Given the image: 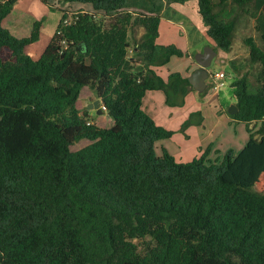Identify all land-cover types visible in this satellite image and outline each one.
<instances>
[{
    "label": "trees",
    "instance_id": "1",
    "mask_svg": "<svg viewBox=\"0 0 264 264\" xmlns=\"http://www.w3.org/2000/svg\"><path fill=\"white\" fill-rule=\"evenodd\" d=\"M17 1L0 0V264H264V33L262 46L247 40L255 82L235 72L231 82L247 142L220 162L209 148L180 162L156 152L174 131L142 107L149 91L182 106L192 88L154 69L184 55L156 42L159 8L132 20L128 0H55L92 11L62 25L64 11L61 34L34 58L26 47L41 22L27 36L6 26ZM246 1L197 0L214 50L229 52L236 30V16L220 13ZM133 24L144 34L131 43Z\"/></svg>",
    "mask_w": 264,
    "mask_h": 264
},
{
    "label": "rangeland",
    "instance_id": "2",
    "mask_svg": "<svg viewBox=\"0 0 264 264\" xmlns=\"http://www.w3.org/2000/svg\"><path fill=\"white\" fill-rule=\"evenodd\" d=\"M171 2L187 3L186 8H189L190 11L193 10L195 6V0H128V4L123 10L129 12L132 15V20H135L142 14L149 13L151 9L154 10V7H156V9L159 8V11H161L166 4L169 5V3ZM51 4L54 5V2H51ZM59 4H55L56 6L54 5L52 6V8L49 4L43 3L40 0H18L15 6L16 8L14 9V15L17 20L22 22H27L33 19L34 17H37V15H39V17H42V23L45 25V27L42 32L43 34L41 36L40 44L46 45L49 38V32L52 29V26L50 25V23H48V19L53 17L51 16L52 14L61 15L65 10L67 16L71 17L72 14H76V12L80 11L81 9H83V11L88 12L92 11V7L90 5L63 2ZM58 6H60V8H58ZM44 9L45 13L39 14ZM159 11H157V13H159ZM232 16H236L237 22L232 47L229 52H222L220 50H218L217 52L216 50V57L213 59L209 67L210 75L206 79V92H196L195 95V101L196 103H198L200 108H202L207 119V128L205 133H209L210 136L208 142H206L204 144L203 149L200 150V155L206 149L209 148L207 157L211 161L215 162H220L224 154L229 149H232L236 154L247 142L249 137V133L247 132L245 125H242V123H235V121L231 117L232 114L228 112V108L232 104H234L235 100L233 88L231 86V82L235 77L234 72L237 76H242L246 73L250 83L252 84L256 80V75L259 70V66L258 64H251L249 62V46L247 40L251 38L257 45L262 46L261 36L262 33H264V0H248L244 2L241 6L235 3H230L220 13V17L222 19H227ZM173 18L178 19L180 18V16L174 15ZM38 21L41 22V20ZM131 31L132 33L130 32V35L128 37L131 43H133L134 39H141L144 33V29L139 28V25L137 24H133ZM182 32L185 33V39H190V43L193 41V36L198 40L203 38L202 35L200 36L201 33H197L196 29H194V24L192 25V23H186ZM180 37L175 36L174 33L168 34L167 36L161 34V41H166V39H169L168 41H172L173 39L178 38V40L176 41L180 43ZM207 46L209 45L203 46V50ZM129 54H132L131 50H129ZM219 71H224L227 74L224 79L219 80L223 81V83H227V87L220 91H217L216 82L218 80L215 81L214 76ZM229 81L230 83H228ZM155 92H157L155 93L156 101L154 102L156 110L155 112H149V115H154L153 117H156L159 108L162 107H158L161 101L157 97L161 95L163 97L165 96L162 91ZM217 93L220 95L221 100L224 99L225 101L224 103L222 102L224 109H222L221 112L219 111V105L217 106V109L215 107L216 101L211 100L214 96L217 95ZM178 107L181 108L182 106ZM87 111L90 119H98L99 115L94 109L87 108ZM182 112L183 109H180L179 113L182 114ZM158 113L160 116L162 115L160 111ZM169 113H173L174 115V110H170ZM221 113H223L224 117ZM200 114L201 113L193 116L192 121L200 119ZM188 117L189 116H187L186 119H188ZM175 118L176 116L174 117V119L171 120L170 125L176 124L177 119ZM157 123H160L161 125L165 126L164 120L162 122L158 121ZM219 124H221L220 128H222L220 129V133L217 132V130L213 129L214 127H217L218 129ZM167 125L168 127H170L168 122ZM180 127L179 130L174 132L171 138L159 140L156 142V152L158 154H161L162 149L165 148L168 150L169 153H171L175 157L177 161L187 162L194 157H198V155H196L192 149L184 151L181 141H179L180 139H183L182 132H184L180 131ZM252 127H254L253 129H255V126ZM190 137L192 140H194L192 136Z\"/></svg>",
    "mask_w": 264,
    "mask_h": 264
},
{
    "label": "crops",
    "instance_id": "3",
    "mask_svg": "<svg viewBox=\"0 0 264 264\" xmlns=\"http://www.w3.org/2000/svg\"><path fill=\"white\" fill-rule=\"evenodd\" d=\"M49 2L50 3L55 2V0H49ZM77 4H79V3H77ZM85 5H88V4H85ZM194 5H195L194 9L190 11L189 8H186L187 3L171 2V3H169V5L166 4L164 6V8L159 12V15H160L159 34H158V37L156 39V42L160 45L173 44L177 48L182 50L184 53L183 56L173 55L170 58L169 62H167L163 66L154 67L156 72L161 77H163L164 79H166L171 72H175V71L180 72L184 77L188 78V76L190 74H192L199 67V65L197 64V62L195 60V55L202 52L203 46H205V45H209L212 48H214V46H215L213 41L206 34L207 26L204 24L200 14L198 13L197 0H195ZM60 6H58V8H60ZM15 8L16 7L14 6L12 12L6 18V26H8L16 36H27L31 31L33 22H35L36 20L37 21L41 20L42 26H41V34H40L39 40L26 47V51L28 53L32 54L34 58H37L41 54L43 49L46 47V45L49 43L52 36L54 35L55 30L57 29V26L61 20L62 14L61 15L52 14L51 16H53V17L48 19V23H50V25L52 26V29L49 32L48 42L46 43V45H42V44H40L41 43L40 40H41V36L43 34L42 33L43 29L45 27V25L42 23V17H39V15H37V17H34L33 19H31L27 22H22V21H19L16 19L15 15H14V9ZM44 13H45V9L42 10L39 14H44ZM174 15H178V16H180V18L174 19L173 18ZM45 21H46V19H45ZM186 23H192V25L194 24V29H196L197 33L200 32L201 33L200 36L202 35L203 38L198 40L193 36V41L191 43H190L189 38L185 39V37H184L185 33L182 32V30H184V25H186ZM173 33L177 37L181 36L180 37V43H178L176 41V40H178V38L177 39L175 38L172 41H168L169 39H166V41H161V34L167 36L168 34H173ZM216 50L218 52V49H216ZM219 72H221V71H219ZM222 72H224V71H222ZM224 74L226 77L227 74L225 72H224ZM206 89H207V85H206V88L204 90V93L206 92ZM196 92L197 91L193 87L190 88L189 92L186 94V96L184 98V104L182 105L181 108L178 106H169L165 101V98H166L165 96L164 97L162 95L158 96L157 98H159L161 101V103H160V105H158V107L162 106L161 108H159L158 112L160 111V113L163 116L162 115L160 116L158 112H157L156 117H153L154 115H150V116L154 119V121L158 125H161L160 123H157L158 121L162 122L164 120L165 126L164 125H161V126L167 128L169 130H173L175 132V131L179 130L180 125L186 120V117L189 116L190 113H193V112L194 113H196V112L201 113L200 119L193 120V124L188 126L184 130V132H182L183 133L182 134L183 139L179 140V141H181V144H182V147L184 148V151H188L189 149H192L196 155L200 156V153H201L200 150L203 149L204 144L206 142H208V139L210 136H209V133H205L206 128H207V119H206V116H205L202 108H200L198 103H196V101H195ZM155 93H157V92L149 91L146 93V95L143 98L142 107L148 114H149V112H155V110H156L155 104H154V102L156 101V99H155L156 94ZM211 100L216 101L215 107L217 109V106L219 105V108H220L219 111L220 112L222 109H224L222 102L224 103L225 101H224V99L221 100L220 95L218 93ZM180 109H183L182 114L179 113ZM170 110H174V115H173V113L172 114L169 113ZM221 114L223 116V113H221ZM175 116H176L175 119H177L176 124L170 125L171 120L174 119ZM199 120H201L200 124H198ZM167 122L169 123L170 127H168ZM242 125H244V124H242ZM220 127H221V124H219L218 129H217V127H214L213 129L217 130V132L220 133V129H222ZM190 136H192L194 138V140H192Z\"/></svg>",
    "mask_w": 264,
    "mask_h": 264
},
{
    "label": "water",
    "instance_id": "4",
    "mask_svg": "<svg viewBox=\"0 0 264 264\" xmlns=\"http://www.w3.org/2000/svg\"><path fill=\"white\" fill-rule=\"evenodd\" d=\"M216 57V50L211 46H207L204 50L195 56V60L199 67L188 76V80L191 86L198 92L202 93L206 88V79L209 77V67ZM87 107L94 109L98 115H101L104 111L100 99H94L89 101ZM230 114H235L237 112L236 105L232 104L228 108Z\"/></svg>",
    "mask_w": 264,
    "mask_h": 264
},
{
    "label": "built area",
    "instance_id": "5",
    "mask_svg": "<svg viewBox=\"0 0 264 264\" xmlns=\"http://www.w3.org/2000/svg\"><path fill=\"white\" fill-rule=\"evenodd\" d=\"M70 17V16H69ZM65 18L63 21H62V25H67V24H70V18ZM56 33L57 34H61V31L59 30V29H56ZM61 46H62V49H64V48H66V46H67V42L64 40V39H62L61 40ZM215 81H219L220 79H223L224 77H225V74H224V72H217L216 74H215ZM216 82V88H218V86L220 85V84H223V81H219V82ZM103 107V106H102ZM103 109H104V107H103Z\"/></svg>",
    "mask_w": 264,
    "mask_h": 264
},
{
    "label": "clouds",
    "instance_id": "6",
    "mask_svg": "<svg viewBox=\"0 0 264 264\" xmlns=\"http://www.w3.org/2000/svg\"><path fill=\"white\" fill-rule=\"evenodd\" d=\"M228 83H230V81H229ZM226 87H227V83L220 84V85L218 86V88H217V91H220V90H222V89H224V88H226Z\"/></svg>",
    "mask_w": 264,
    "mask_h": 264
}]
</instances>
